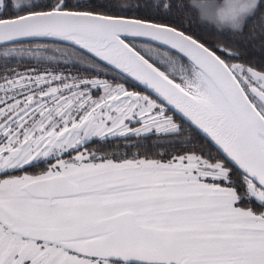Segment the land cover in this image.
<instances>
[{"label":"snow or ice","instance_id":"1","mask_svg":"<svg viewBox=\"0 0 264 264\" xmlns=\"http://www.w3.org/2000/svg\"><path fill=\"white\" fill-rule=\"evenodd\" d=\"M0 264H264V0H0Z\"/></svg>","mask_w":264,"mask_h":264},{"label":"trees","instance_id":"2","mask_svg":"<svg viewBox=\"0 0 264 264\" xmlns=\"http://www.w3.org/2000/svg\"><path fill=\"white\" fill-rule=\"evenodd\" d=\"M258 50V49H257ZM256 59H259V57H255ZM12 66H16L15 64H13ZM37 66V62L36 61H31L29 62V60L26 58L24 61L21 62V67L20 70L23 71L24 68H33Z\"/></svg>","mask_w":264,"mask_h":264}]
</instances>
